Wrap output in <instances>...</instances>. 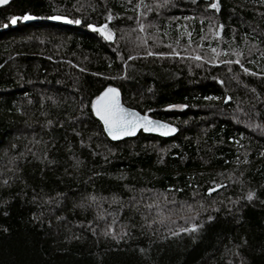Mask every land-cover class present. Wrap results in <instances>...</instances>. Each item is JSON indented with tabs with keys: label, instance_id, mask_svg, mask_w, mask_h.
<instances>
[{
	"label": "trees",
	"instance_id": "trees-1",
	"mask_svg": "<svg viewBox=\"0 0 264 264\" xmlns=\"http://www.w3.org/2000/svg\"><path fill=\"white\" fill-rule=\"evenodd\" d=\"M208 2L0 4V264H264V3ZM105 23L113 41L88 28ZM233 50L257 75L219 62ZM107 86L176 134L110 141L90 108Z\"/></svg>",
	"mask_w": 264,
	"mask_h": 264
},
{
	"label": "snow or ice",
	"instance_id": "snow-or-ice-1",
	"mask_svg": "<svg viewBox=\"0 0 264 264\" xmlns=\"http://www.w3.org/2000/svg\"><path fill=\"white\" fill-rule=\"evenodd\" d=\"M169 2V0H163V3L158 5V7H163ZM262 3H264V0H261ZM8 3V0H0V4H6ZM193 3H195V0H193ZM145 8L146 11L142 13L141 15L146 16L148 11H151V7L148 5H145L143 3V0H138V3L136 4V8ZM208 9L216 10L219 11L220 9V4L218 0H209L207 4ZM29 14H24L22 17H11L9 23L11 24H16L18 20H30L33 19ZM52 20H66V17L60 16V15H55L50 17ZM113 17L111 15L107 16V20L111 21ZM131 19V18H130ZM184 19H190L189 17H184ZM68 23H76L79 24V20H67ZM5 27L7 25H4ZM138 29L140 32H145L146 27H155L154 25H146L143 22H138L137 24ZM88 28L91 29L94 32L99 33L104 40L106 41H113L114 40V32L113 30L109 27L108 23L101 24L99 26H94L92 24L88 25ZM223 28V25H220L219 27H216L212 34L216 37H220L221 29ZM190 35V33L188 34ZM203 39V37H202ZM138 45L137 47L144 45L147 43L144 37H138ZM212 53L214 54L208 61V63H216V57L219 56V52L216 48L211 49ZM145 54L147 56H165V55H171V56H177L180 55L179 52H177L175 49H173L170 53H164V52H152V51H146ZM232 55L236 57L235 60L232 59H227V60H221L219 61L220 63H223L225 65H232L233 63L237 64L240 66L241 70L243 71L244 74H251V75H257V73H249V69L244 67L243 63V57L241 52L237 50L232 51ZM119 56V53H118ZM135 57L132 55L128 56L129 60L134 59ZM192 59L196 61H202L204 60V57L198 54H193L191 56ZM126 63V61H125ZM199 66V65H198ZM81 71H84L81 69ZM231 71V69H229ZM93 75H99L94 73ZM117 77H113V79H116ZM237 78V77H233ZM221 84L223 81H219ZM205 99L209 100H216L219 99V97L211 96V97H205ZM231 97L225 95L224 96V101L227 102L230 100ZM84 105L82 103L81 108L83 109ZM186 105L184 104H169L167 105V108L172 109V108H184ZM90 108H91V113L94 115L99 122L103 125V131L104 133L107 134L108 137H110L112 140H117L121 139L123 137L127 136H133L136 134L137 130L142 129L145 132H156L159 133L162 136H168L174 132L177 131L175 127H173L171 124L162 122L159 120H154L150 116L147 115V113L141 115L139 112L126 108L122 105L121 100H120V91L113 86H107L105 87L102 91L99 92L98 95H95L93 98L90 100ZM151 111V110H149ZM51 124V121L48 122ZM252 127H258L257 125H251ZM14 147V146H13ZM261 155H264V152L261 153ZM217 187H222V185H217ZM215 189L214 188H209L208 192L211 193ZM253 192H249L246 196V199L251 201L253 200ZM89 199L93 202H95L96 197L92 196L89 197ZM158 199V198H157ZM165 203H167V200H165ZM172 203H175L173 201ZM81 207H84V205H81ZM146 208L152 209L153 207L156 208L158 215L161 217V219L158 221L159 223H163L165 219H169L168 216H165L163 212L161 211V206L159 203L154 204H147L145 205ZM191 208V205L188 206ZM102 219V217H100ZM209 220L212 219L211 216L208 217ZM91 223V222H89ZM113 223H115V220H113ZM172 223H175V221H172ZM197 226L196 225H191L190 227H181L179 229V232H194L196 231ZM171 231V230H169ZM179 232L176 231H171V234L173 236L178 235ZM93 234H95V229H93ZM112 234V228L111 225L108 226V228L104 231V235H109ZM126 234V233H122ZM113 239H117V236L115 234L112 235Z\"/></svg>",
	"mask_w": 264,
	"mask_h": 264
},
{
	"label": "water",
	"instance_id": "water-1",
	"mask_svg": "<svg viewBox=\"0 0 264 264\" xmlns=\"http://www.w3.org/2000/svg\"><path fill=\"white\" fill-rule=\"evenodd\" d=\"M120 100H121V103H122V99H121V95H120ZM122 105L124 106V107H126L123 103H122ZM126 108H129V107H126ZM129 109H132V108H129ZM132 110H134V109H132ZM135 111H137V110H135ZM138 112V111H137ZM140 113V112H139ZM141 114V113H140ZM141 115H143V114H141ZM96 118V117H95ZM97 119V118H96ZM154 120H157V119H154ZM97 121L99 122V120L97 119ZM160 121V120H159ZM100 123V122H99ZM101 124V123H100ZM100 126H102V128H103V125L101 124ZM173 126V125H172ZM174 127V126H173ZM139 133H143L144 135H153V136H158V137H161V138H170V136L172 137L173 135H175L176 134V132H174V133H172V134H170V135H168V136H162V135H160L159 133H156V132H145V131H143L142 129H140V130H137V132H136V134L135 135H133V136H127V137H123V138H121V139H117V140H112L110 137H108L107 136V134L106 133H104L105 135H106V137L110 140V141H112V142H118V141H122V140H126V139H132V138H135Z\"/></svg>",
	"mask_w": 264,
	"mask_h": 264
}]
</instances>
